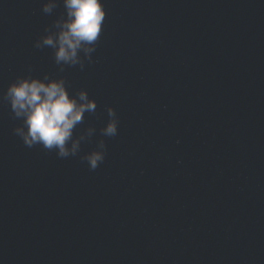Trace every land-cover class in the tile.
Wrapping results in <instances>:
<instances>
[{
	"label": "water",
	"instance_id": "95a60500",
	"mask_svg": "<svg viewBox=\"0 0 264 264\" xmlns=\"http://www.w3.org/2000/svg\"><path fill=\"white\" fill-rule=\"evenodd\" d=\"M45 2L0 0V94L64 78L97 102L75 135L95 132L60 158L0 103V264H264V0H103L92 63L63 72L34 47L65 15Z\"/></svg>",
	"mask_w": 264,
	"mask_h": 264
},
{
	"label": "clouds",
	"instance_id": "9594fccd",
	"mask_svg": "<svg viewBox=\"0 0 264 264\" xmlns=\"http://www.w3.org/2000/svg\"><path fill=\"white\" fill-rule=\"evenodd\" d=\"M56 7L57 0H47L42 11L51 14ZM63 7L65 15L53 24L56 31L46 28L47 34L36 40L34 47H51L54 62L61 72L65 66L79 65L83 70L85 61L92 63L91 54L96 51L103 30L107 15L103 0H63ZM0 103L8 105L12 119L20 121L13 133L25 146L40 145L47 151H55L60 158L77 156L82 142L90 141L95 132L90 126L75 135L85 113H95L97 102L90 99L85 90L71 94L64 78H52L47 74L42 78L34 77L31 72L18 76L0 94ZM106 111L109 119L100 134L115 137L119 123L116 111L112 107ZM105 154V141L100 139L96 148L80 159L87 162L90 170H95L104 161Z\"/></svg>",
	"mask_w": 264,
	"mask_h": 264
}]
</instances>
